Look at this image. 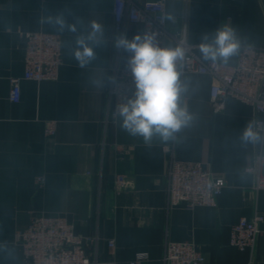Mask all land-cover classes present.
Segmentation results:
<instances>
[{"label":"crops","instance_id":"0c3cea01","mask_svg":"<svg viewBox=\"0 0 264 264\" xmlns=\"http://www.w3.org/2000/svg\"><path fill=\"white\" fill-rule=\"evenodd\" d=\"M167 13L169 29L186 26L188 42L200 56L199 45L223 25L235 30L240 47H264V0H175ZM58 14L77 31L46 22ZM94 23L101 28L99 45L89 41L96 58L80 67L73 56L76 39L87 37ZM30 32L60 35L63 65L56 81L21 80V100L13 103L11 81L24 76V35ZM135 34H143L141 25H132L126 35ZM117 36L114 0H0V264H25L16 234L34 213L64 216L77 235H99L89 253L100 261L129 264L145 253L148 261L142 264H163L168 242L191 241L205 264H264V236L254 251L231 245L232 227L241 219L264 217V190H253L257 176L247 172L260 165L264 175V139H241L249 123L256 130V111L229 98L216 113L211 77L189 74L180 105L187 106L192 120L174 139L154 136L145 142L128 134L121 118L112 117L108 93L114 68L124 66L128 55L119 54ZM166 46L177 47L171 41ZM238 59L239 52L226 65ZM49 123L56 128L51 137L45 131ZM167 148L176 160L203 163L224 179L216 207H168ZM120 174L126 187L117 195ZM40 176L43 188L36 184Z\"/></svg>","mask_w":264,"mask_h":264},{"label":"built area","instance_id":"2783aa9c","mask_svg":"<svg viewBox=\"0 0 264 264\" xmlns=\"http://www.w3.org/2000/svg\"><path fill=\"white\" fill-rule=\"evenodd\" d=\"M175 0H148L143 4L135 0H114L115 31L117 35L127 34L132 25L139 24L143 33L150 31L155 35L156 46L164 48L171 41L185 50L183 61L177 62L180 80L189 74H201L211 77L213 84L211 101L216 113L225 109L226 100L234 98L250 105L256 111V130L264 133V47L243 45L240 47L238 63L226 65L205 61L188 42L187 28L170 30V18L167 4ZM174 20V19H172ZM25 39V73L22 78L11 81L10 100L19 103L21 100V80L42 83L56 81L63 65L62 45L60 35L45 32H30ZM119 49V54H122ZM129 55V54H128ZM126 56V60L127 57ZM135 83L127 65L116 66L113 80L108 93L113 107L112 117L119 115L117 106L133 97ZM183 92L179 103L183 101ZM46 135L54 136V123L46 127ZM171 154L169 166L168 207L185 206L189 209L199 207H216L218 198L225 187L222 177L215 175L207 166L200 162H184ZM264 161V157H261ZM259 166L249 167L247 172L254 173L257 181L253 190H264V175ZM38 188H43L45 178L36 179ZM126 187V176L117 175L115 193L119 195ZM264 217L256 213L251 220L241 219L232 227L231 245L241 251H254L258 241L264 236L261 224ZM99 235L80 236L74 231V225L64 216L48 215L46 213L31 214L28 227L16 234V243L21 247L25 264H118L115 259L100 261L90 246H97ZM110 248H115L114 240H109ZM148 261V255L139 253L129 264H142ZM163 264H205V257L191 241L168 242Z\"/></svg>","mask_w":264,"mask_h":264},{"label":"clouds","instance_id":"9594fccd","mask_svg":"<svg viewBox=\"0 0 264 264\" xmlns=\"http://www.w3.org/2000/svg\"><path fill=\"white\" fill-rule=\"evenodd\" d=\"M47 23L58 27L60 31L76 32V24L68 23L63 14L49 16ZM93 31L87 37L76 39L74 58L80 67H84L96 58L94 47L99 40L96 34L101 31L98 24L92 25ZM155 35L150 31L135 34L131 39L126 34L116 37L115 47L128 53L127 69L131 72L135 92L133 97L117 106L121 118V127L132 136H141L145 142L154 136L167 141L174 139V134L187 126L192 120L187 106L179 103L180 94L187 91V85L180 80L177 62L185 58L182 47H158L154 43ZM240 41L235 30L229 25L217 29L211 39L205 37L199 45L201 57L213 64L228 63L238 54ZM244 142L256 143L262 139L260 132L249 123L242 131Z\"/></svg>","mask_w":264,"mask_h":264}]
</instances>
